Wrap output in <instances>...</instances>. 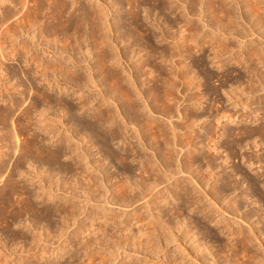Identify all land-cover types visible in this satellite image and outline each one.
I'll return each mask as SVG.
<instances>
[{
  "label": "bare ground",
  "instance_id": "1",
  "mask_svg": "<svg viewBox=\"0 0 264 264\" xmlns=\"http://www.w3.org/2000/svg\"><path fill=\"white\" fill-rule=\"evenodd\" d=\"M2 1L3 0H0V2ZM23 1L25 0H19L17 2L18 5H20V7L22 8L20 12H18V8L14 9L13 11L11 10L9 11L10 3L12 1L8 3L9 5L7 6V9L5 7V10L2 9L3 12L2 13L0 12V14H2L0 16V21L2 20L7 21V19L10 18L9 23L11 22L14 27L12 30L13 33L11 34L12 35L15 34L16 33L15 31L17 29L21 30L20 29L21 27H22V30L23 29L26 31L30 30L31 32L33 30L32 28H36L37 25L39 24L38 22L39 18L40 17L45 18V21H43L44 25L42 24L38 25V26L42 25L43 27H41V29L38 28L39 29V32L37 31L38 34H34L36 35V38H39V39L41 38L42 41L39 42L38 41L39 39L35 40L37 41V43L35 42L34 44L36 45V47H39V45L45 46L48 52L52 53V58L51 57L50 58L55 59V60L50 59L49 62H44V64H46L47 71H50V73L54 71H58L59 75L62 76L63 81L66 82L67 84L70 83L72 86H75L76 90L77 88L79 90H82V88L86 87V85H88V88H91V86L89 87V85L91 84L94 87H98L99 85L98 93L101 98H104L105 96L103 89H107L109 85L111 87V90H113L114 97L118 95L117 99H121V101L124 103L123 106L126 108L122 106L124 108L122 112L123 115L121 114V112H119L120 111L118 108L119 106L118 107L115 106V109H112V108H109V106L105 105L104 103H101L96 108H92L90 106V104L93 102L92 98H96V97H92L88 93H87L88 95H83L84 93L77 95L76 97L77 101H74L76 103L66 100V98H64L63 96L58 97L57 100H54V101H56L55 103H57V105L59 106L62 105L59 107V109L62 107L61 108L62 110L60 109V111H63V112L61 116L59 115L60 113L57 114L54 112L53 114H57L59 116L58 117V119L60 118L59 123L64 125L65 129L67 128L66 127L67 124L70 126L69 128L72 127L71 135L64 136L63 140H61L64 143V145L62 144V142H60L61 146L63 145V147L61 146L59 148H48L47 146L44 147L43 146L44 144L42 145L41 144L42 142L38 141L37 139L38 136L37 135L32 136L31 134V137H34V138L32 139L30 138L31 139L30 141L28 138V141L23 140L24 141L23 142L21 140L22 143H20L21 142L20 138L17 139L18 143L20 144L13 145L12 147H13V151L15 152L14 154L16 155V152H18L17 154L18 156L12 158L11 160V155L7 153H3V151L1 150L2 146H0L1 147L0 149V228L2 230H6L5 234H3L5 235L4 236L5 241L0 242V264H48V262L50 261L49 257L51 256V254L48 253L44 248H40L41 246H39V243L44 239L48 240V238L54 237L56 239H59L61 236H63L64 228L67 226L66 223L68 224L69 221L75 220L78 215L77 206L74 201L75 199L73 200V198L71 197L65 198V196H62V197L58 196L56 197L57 199H55L54 202L52 201L53 203L44 204L43 201L41 202L40 200L39 201L37 200L40 196L39 193L37 194L35 192L28 191V189H25L23 186L19 185L18 182L14 181L13 175L15 171L16 170L19 171L22 166L20 157H24L22 159H25L26 156H29V154L30 156L31 154H34V155H39V156L43 155L46 157V159L44 158L45 159L44 161L48 165L47 167L48 169L47 168L46 169L47 171L49 170V172H47V175L45 176L46 178L50 176L51 177L53 176L56 178V179H53L52 177L47 180L48 187L50 188L53 187L54 189L56 188V190L61 188L66 193L71 192V195H72V192L73 194H76L78 190H81L84 192V194L90 197V200L92 199L93 201L94 200L99 201L101 199L102 200L104 199L103 204H114V205L116 204L124 208L133 205V203L141 199H145L144 205H141L140 206L141 208L139 207L138 210L136 209L135 210L136 212H134V214L129 215L130 218L126 219V221L120 219V216L118 214L113 213L112 211H110L109 213H106L103 209H92V210L90 209V211L87 212V215H86V220L88 221L87 224L82 225V227L80 226L79 229L74 232L75 236L83 234L82 237L80 236V239L77 237V239H79V242L77 243L78 247L74 248L73 253L69 254L66 257V259H64L63 262L57 263V264H107V262L110 260V256H111L110 253L104 251L103 249H101V251H94V252L92 251V246L97 243V240H99L100 243L102 244L105 243L106 245H109L110 250H114L121 246L124 247L127 245H129L131 248H141L146 254L145 255L146 258L148 254H158L159 252L164 253L166 256L165 247L171 241H177L178 242L177 246L179 248V251L183 254V256L182 257L178 256V253L176 251H172V254H170V259L167 264H182L183 257H188V259L191 261V264H220L219 262L220 258H222L224 264H230L229 263L230 261H232V264H262L264 262V258L260 257L261 261H259L258 254H257L258 249H255V248L252 249L248 247L247 242L249 241V233L244 232L241 228H238L234 231L229 230L228 233H226L225 235L226 242L223 245L219 244L220 246L219 247L217 246V248H214L213 250V247H211L210 245L208 246L206 242H203L201 239L197 238V235L194 232H192L193 228L186 225L184 222V218H181V216L183 215L184 208H188L189 206H190L189 208H191L195 205L192 209H189V210L197 209L198 212H202L206 210V207L199 206L202 196H199L198 188L203 190L205 196L207 197V199H209L208 201L209 202L211 201V204L213 206H216V208H218V210H220L221 213L228 212L231 214H241L244 220H249L250 217L253 216L252 215L253 213L250 212V210L242 211L240 209L242 206H245V205H240L238 203V199H237L238 194L235 195L232 193V195H229L231 192L227 193V191H230V189H232L235 186H230V181H229L230 176H228L227 177L228 179L225 180L224 183H222L218 171H215L216 166H213L215 157L211 153H208L205 156V160L202 159L203 157L197 156L198 152L195 146H197L196 144H198V142L200 141L198 140V138L200 137L201 134L199 131H194L195 129L193 130V126L195 124H198L197 122L202 117H205V116L207 117V115L204 116V114L206 113H205V110H203V107L201 106L203 105L201 103L202 101H200V99L205 94L203 92L204 95H202L201 94L202 92L200 93L201 90L200 91L197 90L198 88H200V86L201 87H204V86H202V83L200 81L198 80L195 81L196 77L195 75H192L193 73L194 74L196 73L192 71V69L194 68L191 69L192 71V74H191L189 72L190 71L189 68H186L182 64L183 63L182 58L184 57L185 54H187L185 56H188V57L190 56L192 58L195 52L202 51L201 49L203 48L205 44H209V47H211V49L213 50L214 58L217 61H220L221 56H223L225 53L228 54V52L231 51L232 46L230 42L222 38L219 39V37L213 38V36L209 37V39L207 40L205 39V36L199 39L200 37L199 25H197V23L194 22L192 18L191 19L188 18L187 15L183 12H181L179 16H176L174 12L175 9L173 10V8L170 6L173 0H155V1L157 2L156 6L158 8L161 7L163 9H168L169 13L174 14L173 20L170 22V25L176 26L175 24H178V25L182 24V26H185L186 28L185 27L181 28V35L176 33L180 35L179 38H177L176 35H174L175 32L174 34H170L171 36L169 35V37L171 41L168 40L169 43H167L166 46L161 45L162 47H158L159 45L153 46V41L157 40L158 43L159 42L163 43L164 41H167L169 33L165 34L164 32L161 31V34H157L152 31L151 32L148 31L149 28L147 25L148 23H146L147 20L145 21L146 19L145 15H144L145 18H141L140 17L141 14H139V12L135 10L136 6L134 7L132 6V4H130L128 16L126 15L127 16L126 17V16L118 15V17L116 18V21L110 25L108 30H106L104 29L105 27L102 26V19L105 17L104 9L102 8L98 9L100 6L96 8L92 3H88V1L87 3H80L79 1L76 0L78 3L76 4L75 9L73 8L74 10L72 9L71 11L69 9H70V6L72 5L71 3L74 2L73 0H53V2L51 1L52 4L51 5L48 4L49 6L46 9L41 7V0H39L38 3L34 4V7H32L31 9V13H33V17L30 18V16L32 15L30 14V16L28 15L29 18L27 17L28 19L25 16H24V19H21V15L24 12L23 10L26 9L27 11L25 10L26 11L25 13H27L29 12L28 9L31 8L29 7L27 9L28 6L24 8ZM208 1H209L208 10L209 12L213 13L212 15L213 18L215 17L216 26H214V23H213V28L215 27L214 29L218 30V32L219 31L222 32L223 37L224 35L229 36V34L230 35H235V34L242 35L243 37V33L245 32H243L242 30L245 29V27H243L236 20V16H235L236 13L233 12L234 8L231 7L233 9L232 10L228 6L229 2L227 0H208ZM139 2L140 4H142L141 2L145 4L147 3L146 0H140ZM245 2H246L247 8L250 11L251 17L255 18L253 19V21L254 20L255 21L254 22L252 21L253 24L249 25L248 27L249 28L248 32L252 34L255 32V30H259L262 27H264V1L263 0H245ZM6 10H8L9 14L6 12ZM240 17L244 19L242 15L239 16L238 18ZM246 17H248V15H246ZM251 17H249L250 20H251ZM5 22L2 21L1 23H4L2 25H5L6 24ZM171 23H174V24H171ZM35 25L36 27H34ZM213 28L211 27V29ZM135 30L136 32L138 31L139 35H141L145 31L146 32L145 34L141 35L140 39H138L139 35L136 32H134ZM159 30H161V28ZM189 30H191V32H189ZM140 31H142L141 34L139 33ZM163 31H166V30H163ZM185 31H188V33H186ZM85 32H87L88 35H85ZM108 32L115 33L116 35V38L115 40L113 39L112 43H109L110 38L108 37ZM136 34L138 37H136ZM10 35L9 34L7 35L6 33L7 37ZM109 35L111 36L110 33ZM1 37H2V33L0 34V38ZM87 37H88V40H87ZM13 38L14 37H12L11 40ZM89 38L92 39L96 43L95 44L94 42L91 41L92 43L95 44L94 48L97 45L96 50H99L98 53L96 51L97 55H94V57L95 58L97 57L96 58L97 62L95 64L99 72V74L97 75H100L99 80L100 81L102 80V84L104 85L106 83L105 85L106 88H103V89L100 87V83L98 84L99 82L98 79L94 78L93 73L91 74L93 76L88 75L86 80L84 79V77L87 76L86 74L90 70L85 69V73L88 71L85 74L83 72L84 69L81 72L80 70L78 71L77 69L78 61L75 60V58L79 53L76 54L77 51L75 53V49H81V52L84 53L86 50L85 51L82 50L83 43L86 40L89 41L90 40ZM122 40H125L127 42L128 40H131L130 42H132V44H135L138 47L139 45H142V44H144V46L147 45L149 47V50L147 51L148 54L145 55L147 56L145 60L143 58L144 61L142 60L141 63H137L138 65L136 66L134 65L132 66L130 64L132 68L126 70L127 71L125 72L126 74L124 73V70L126 67H123V64L128 61L126 59L128 56L127 57H124V56L127 53L131 54L128 51H131L134 48V46L132 48V44H131V47H130L131 49H129V46H128L129 44H128L127 45L128 47L126 46L128 49L127 50L125 49L126 51H123L124 49L120 50L121 48L119 49L117 44L118 42L120 43ZM140 40L142 42H140ZM60 42H62L63 44L61 45ZM252 42L253 41H250L249 44L246 45V48H244L245 52L243 51L244 53H242V55L245 54L244 57L242 55H237V56H232L230 57L229 60H227V62H230L233 60L237 62H241V60L246 59V57L253 60L252 64H250L251 63L250 62L249 64L246 63L247 65L245 64L246 66H244V68L246 67V75L250 83L249 85L250 92L252 90L254 91V88H256V86L254 87V85H256L258 81H260L261 79L264 80V71L256 67V63H260L261 66H264V52L262 53L261 52L262 48L258 47L257 45H253ZM59 43L61 46L58 45ZM56 44L60 47L59 48L60 50L57 49L58 47L56 48ZM20 47L21 48L19 49L16 48V50L23 51L25 49L27 53L29 52V49L31 51L32 50L31 48H35L34 45L32 47L27 42L22 44V46ZM45 47H43V49ZM195 48H197V50H195L194 52ZM0 49L2 48L0 47ZM69 49H71V51L73 50L72 52H74L76 55L75 57H73L74 54L72 55V53L68 51L69 52L68 56L70 57V60H71L70 62L66 61L68 59L66 57L67 55L65 56L66 57L65 58L63 57L64 55L62 54L59 55L58 53L59 51L61 53L66 52ZM138 49L139 48H137L135 51H137ZM145 49L146 48H144V50ZM11 50H15V49L12 48ZM34 51H36V48L33 50V52L32 51L31 52L34 53ZM88 51H90V49H88ZM0 52H3V51H0ZM37 52L39 53L38 50ZM184 52H187V53L184 54ZM38 53L34 54L33 59L32 57H30V59H32L33 62H35L36 64H38L37 63L39 59L38 57L41 58L42 56L40 55V53L39 54ZM57 53H58V56L55 55ZM82 53H80V55L78 56L79 57L82 56L81 55ZM90 53H92V51H90ZM0 54H2L3 56L2 59H5V60L7 59L5 58V54L4 55L3 53H0ZM93 54H95V52ZM18 55L20 54L18 53ZM131 56L132 54L130 55V57ZM85 57L87 59L88 56H85ZM85 57H83L84 58L82 59L83 61L85 60ZM117 57L118 59H116ZM159 57L165 58V59L168 57V61L169 59L171 60L172 58L174 60V57H176V59L172 61V63L174 62V64L171 63L170 65H167V64L165 65V63H162L163 59L161 60V62L160 60H158L159 62L156 60ZM113 58L116 59L114 61H118V60L121 61V64H118V63L114 64V62L112 61ZM124 58L127 61L126 62L124 61L123 63L122 59L124 60ZM132 58L133 57L129 59H132ZM192 59L193 60L191 59L190 60L192 62L194 61L195 64L197 65L199 64L203 66L202 59L199 57V55L195 56ZM5 60H2V61H5ZM15 60H12L13 62L11 63L18 66L19 68L18 67L17 68L19 69L21 74L22 73L24 74V77L26 78V76L31 73L30 68L21 69L19 59L17 58ZM166 60L164 62H166ZM26 62L28 63V61ZM41 62H42V59H41ZM223 62L224 61L221 62V67H223V64L225 63ZM145 65H148V66L150 65L149 66L150 69L146 66L149 70L144 71ZM49 66L52 67L51 70H49L50 69ZM91 66H93V64H91ZM91 66H89V68ZM147 68H145V70ZM45 69L46 68H44L43 70ZM199 69H201L200 66H199ZM16 70L14 71L15 73H16ZM37 71H39V69ZM37 71L35 73H37ZM154 71L157 72V74H154L155 73ZM44 72L45 71L40 72L42 73V76ZM58 72L56 73L57 75H58ZM199 73L202 74L201 78H203V81H202L203 83H205L207 79H209L210 81V78H212L211 74L206 69H204L202 73L201 72ZM199 73H197L196 76H198ZM44 74L46 75V73ZM57 75L56 77H58ZM141 76H144V77H141ZM160 76H165V77L160 78ZM51 77L53 76L51 75ZM59 78L60 77H58L57 79ZM62 78L60 80H62ZM240 79L241 78H239L238 80ZM6 83L9 84L8 81H6ZM9 85H7L6 87L0 86V95L2 97H3L4 89H8L9 91L10 88H12V86L8 88ZM141 86H143L144 89L142 88L141 90ZM179 86L182 87L181 90L179 89ZM239 86L240 85H238V87ZM25 87L28 89L30 88L34 89V87L28 81L25 82ZM245 87L244 86L242 88L240 87L241 89H238V90H242L243 88L245 89ZM205 88L207 90L206 94H208L211 88H209L208 86H206ZM177 89H179L180 92L183 90L182 93H185L186 90H188L186 91V93L189 92V90L190 91L193 90V92H191L190 94L187 93L185 97V100H187L188 102L192 101L191 102L192 105L187 104L188 106H191V107L189 109H186V108L183 109L184 110L182 114L183 121L181 120V123H178V127L176 125L177 127L176 128L175 124L173 123L174 126L170 127L171 130H168L166 125L164 124L165 125L164 126L163 123L157 118V116L155 115V111H160L161 114L166 115V116L168 115L167 117L169 118L174 116L175 114L173 113L177 111V105H178L177 102L179 101L178 100L179 95L177 96V91H176ZM246 90L247 89H245V91ZM39 91H42V90L39 89ZM109 92L111 91L109 90L108 93ZM41 94L39 95H41L40 97H42L41 99H43L44 101H47L48 103H51V101H53L51 96L48 95L46 92H44V90L43 92H41ZM228 94H229V96L227 97L228 100L230 99L231 102L233 100V103H236L237 102L236 100L238 97L237 92H232V90H230L228 91ZM183 95L185 96V94ZM183 95L182 97H184ZM109 98L112 99V96ZM137 98L143 99V103H144L143 109L144 110L142 109L141 104L138 103ZM227 98L225 99L227 100ZM113 100L114 99H112V101ZM38 103L39 102L35 104V107H34V104L32 106L36 109ZM139 105L141 108L139 107ZM18 106H21V103H18ZM38 106L40 108V105ZM116 107L118 108L119 111L117 110ZM184 107H186V105ZM19 108L17 109L19 114L21 115L23 114L27 116L29 120H32V117L29 115L30 113H28V111L21 109V108L19 109ZM63 108H65L66 110ZM75 108H77V110L78 109H85V110L80 111V113H76ZM157 108H159V110ZM42 109H36V110H39L37 114H39L40 116L44 115L45 113L47 114L49 111V108L47 109V111L42 110ZM56 109L58 111V108ZM178 109H180V107H178ZM15 110H13V112ZM18 112L16 114H18ZM11 113H12V108H10L9 106L7 107V105H5L3 108L0 106V131H2L4 129V126L7 125V123L5 124V121L7 122L9 120L7 118L10 117L11 119L13 117ZM179 113L180 112L178 111L177 114ZM20 116L17 117L18 120ZM118 116L119 117L121 116L120 121L122 120V122L119 121V123H117L118 120L116 121V119ZM248 116L243 115L241 120L245 122ZM24 117H23V120H24ZM221 118H223L224 121ZM12 119L10 120V123L8 122L9 124H11ZM219 119H221L222 121L220 124H219ZM53 120L54 118L53 117L50 118L49 116L48 121H51L52 125L53 123H56V121L53 122ZM13 121L15 122V119H13ZM216 121H215L216 126L218 123L219 128L217 127L216 129V127L214 126H209L207 127V131L205 132V136L208 138V141H209L208 143H211L210 145H208L209 150L212 149V150L217 151L219 148L221 149L222 147H225L228 150L229 149L234 150L236 147H238V149H242L249 144V141L254 140L257 137H260V140H261V141L258 140L259 144L256 141H253L254 144L253 143H250V144H253L256 147V146H260L263 143L264 126H259L256 130H251L249 128H239V127L229 128L228 124L229 123L232 124L236 122V119L234 117V113L231 114L227 112V110H223V113L216 118ZM139 122H142L141 124L142 128L141 127L139 128L136 126V124L138 125ZM27 123H29V121ZM47 124L49 125L50 122ZM60 124L56 123L54 124V126L60 125ZM128 124H132V127H133L132 130L133 129L135 130V135L132 137L136 138V141H137L136 143L138 144L137 147L139 148L141 147V150L145 147L146 150H148V152L150 150L151 151L150 154H152L151 157H145L143 155L145 152L142 153V152H139L140 150L137 151L135 149L136 144L134 146L133 145L134 142H132L131 139H127L126 132L128 130L125 132V129L127 128ZM23 125H24L23 127L26 126L25 124ZM6 127H8V125ZM12 129L14 130V128ZM12 129H9V130L11 131ZM5 130H3V132L9 131L6 128ZM69 131H71V129H69ZM130 131L128 132L130 133ZM170 131H171V135L169 134ZM218 131L220 133H218ZM12 134L14 133L12 132ZM12 134L11 133L9 134L8 132V136ZM8 136L6 137L8 138ZM147 137H148V141L150 140V142H146ZM8 139H5V140H8ZM14 140H16V138ZM84 140H86V143L87 142H90V143L88 144L84 143L83 145ZM115 141L125 143L127 148H123L122 151L114 150L113 149L114 144L113 145L111 144L112 142H115ZM1 142H0V145L2 144ZM6 143L4 141V144ZM174 145H179L181 149H183L185 146L188 147L190 145L192 146V148L186 151L187 162H184V163L178 162L173 167L174 162H175L174 161L175 159L173 160V158L175 157L174 150H173ZM95 147H96V154L99 155L96 158L94 157L96 154L95 155L92 154L93 153L92 149ZM247 147L249 148L251 146L249 145ZM128 150H129V153L131 151V153L133 154V157H131V159H133L134 157L140 158L141 163L139 164L137 168L132 167L131 165H129V163H127L126 154ZM91 155L93 156V158L91 157ZM62 157L64 159L66 158V161H61ZM255 157L257 161L260 163V165L263 162V166H264V154L256 153ZM242 158L243 159L246 158V161H249L250 159L249 157H244V156H242ZM135 159L136 158H134V160ZM198 159L199 161H197ZM201 159L203 161H206L207 166L205 165L206 167H204L205 168L203 169L204 171L200 168V170H202L201 171L202 174H200V177L196 176L194 171L193 172L191 171V173L194 174L192 176V178L194 179L193 184L194 183L196 184V186L198 187L197 190H195L196 186L194 185L188 186V183L184 182L183 184L181 180L176 178L175 182L172 183L171 188H166L165 191L160 190L159 193L154 195L152 191L165 180L164 179L166 175L165 172L175 171L174 173L177 174L178 172L181 173V172L188 171L190 168L195 166L196 161L202 164ZM227 159H228V156L226 155L222 162L225 164V162H227ZM106 161L107 162L116 161L117 163L120 164V166L117 168L118 173L120 174V175L117 174V177L119 176L117 180H116V177H113V175L107 173V169L105 165ZM124 161L127 164L126 163L123 164L122 162ZM227 166H229V164L225 165L224 168H227ZM135 170L138 171L139 176H141L140 178H136L134 176ZM200 170L198 168V170H196V174L199 175ZM233 171L234 169H230L229 173H234L235 175L236 173ZM173 172H172V175L174 177ZM35 174H34V177L36 176ZM58 174L59 176H54ZM194 176L198 178L196 179ZM241 177L244 179H247L245 176H241ZM114 178H115V182L112 183L111 181ZM106 181L112 183V188L109 189L108 185L106 184ZM208 183L212 186L210 189L211 190L210 194L207 193L204 189V186L208 185ZM38 187L43 188L41 184H39ZM110 191L113 192V195L111 193L112 197L108 196L109 197L108 199L107 196H104L106 195L104 193H107ZM84 194L82 196H84ZM50 195L51 194H49L48 196ZM250 195L252 196L256 195L255 191L252 189L251 182H250ZM54 196H57V195L53 194L52 200L54 199ZM255 200H257V203L259 206L258 209H260L261 206H263L262 199L256 198ZM177 201H180L181 203L179 204L177 203ZM218 203L220 204L226 203L227 205L224 208L222 206H218L220 205ZM143 208H144V211L141 212L140 209H143ZM154 208L157 209V212L155 214H153V211H152ZM26 216H32V223L28 222L27 220L26 221L28 223L26 221H23L21 223H24L28 226L29 225L32 226V230L27 233H25V231L24 232L19 231L18 233H10L8 230L9 223L14 222L16 219L18 221H21L23 219L25 220ZM54 216H58L60 220L58 222L54 220L55 222H53L52 219ZM262 218L264 220V217ZM208 219L211 222L214 221L215 225L218 227H222V229L226 227V222H225L226 220L223 219V217L222 219L217 218V216L214 215V213L210 212ZM256 224L254 223V225L250 227V231L255 233V231L257 230L260 234H264V230L262 226L256 225ZM132 226L136 227V229L133 230ZM108 230H113L112 231L113 233L109 234ZM115 234L117 235L116 237H114ZM50 235L51 237H49ZM255 237L257 238L256 235ZM188 240L189 242L191 241V244H189V247L186 246ZM11 241H18V242L17 243L13 242L15 243L14 244L15 246L11 247L12 244H10L11 246H9V243ZM17 245L19 247H17ZM72 247L73 246L70 240L66 241L64 248H61L56 253L54 259L63 258L64 255L69 252V249H72ZM35 248H37V251L32 252L30 254L29 252H31ZM16 250L17 251L20 250L21 253H25V255L19 256L17 260L10 259V256L12 255V253H14ZM78 253H80V256H78ZM96 254L99 256H96ZM216 256H219L220 258H216ZM39 259H43V260L40 261ZM125 264H142V262L136 260L132 262H127ZM162 264H165V263L163 262Z\"/></svg>",
  "mask_w": 264,
  "mask_h": 264
},
{
  "label": "rangeland",
  "instance_id": "2",
  "mask_svg": "<svg viewBox=\"0 0 264 264\" xmlns=\"http://www.w3.org/2000/svg\"><path fill=\"white\" fill-rule=\"evenodd\" d=\"M10 1H12V2L10 3ZM18 1L19 0H3L2 2H0V5H1L0 6V12L2 13L3 10H5V7L7 9V6L9 5L8 3H10V8L8 7L9 11L10 10L13 11L14 9L18 8V12H20L22 10V8L20 7V5H18V3H17ZM38 1L39 0H25V1H23L24 8H26L27 6H28L27 9L29 7H31V8L28 9V11L30 13L29 12L25 13L27 11L26 9L23 10L24 12L21 15V19H24V16L27 18L28 15L30 16V14H32L30 16V18L33 17V13H31V9H32V7H34V4L38 3ZM51 1L53 2V0H43V1L41 0V7L44 8V9L48 8V6H49L48 4H50V5L52 4ZM73 1L74 2L71 1L72 5L70 6V9H69L71 11H72L73 8L75 9L76 4L78 3L77 1H79L80 3H87V1H88V3H92L96 8H98L100 6L98 9H100V8L104 9L105 17L102 19V26L105 27L104 29H106V30H108L110 25L116 21V18L118 17V15H121V16H126L127 15L128 16V11H129L130 4H132V6H134V7L136 6L135 10L138 11L139 14H141L140 17L141 18H145L146 17L145 21L147 20L146 23H148L147 24L148 28H149L148 31H150V32L152 31V32L157 33V34H161V31L164 32L165 34L169 33L167 41L163 42L164 45H163L162 42L158 43L157 40H154L153 41V46L154 45L155 46L159 45L158 47L166 46L167 43H169L168 40L171 41L169 35L170 34H174V32H175L174 35H176V37L179 38L180 35H181V28L185 27V26H182V24L181 25L175 24L176 26L170 25V22L173 20V17H174L173 15L174 14L169 13L168 9H163L161 7L158 8L156 6L157 2L155 0H146V2H147L146 4L143 3V2H141L142 4H140V2H139L140 0H77V1L73 0ZM83 1H85V2H83ZM227 1L229 2L228 6L230 8L231 7L234 8L235 11L232 8L231 9L233 10V12H235L237 14L236 15L234 13L235 16H236V20L243 27H245V29L242 30L243 32H245V33H243V37H242V35H236V34L235 35H230L229 34V36L228 35L227 36L224 35V37H225L224 38L222 36L223 35L222 32H220V31L218 32V30L214 29L215 27L213 28V23H214V26H216L215 17L213 18V16H212L213 13L209 12V10H208V2H209L208 0H195V1L194 0H191V1L190 0H173V2L170 4V6L173 8V10L175 9L174 12H175L176 16H179V14H181V12H183V13H185L187 15L188 18H190V19L192 18V20L194 22H196L197 25H199V27H200V30H199L200 31V37L198 36L199 39L201 37H203V36H205L206 40L209 39V37H212V36H213V38H215V37L218 38L219 37V39L222 38V39H224L226 41H229L231 46H232L231 51H229L228 54L225 53L224 54L225 56L224 55H223L224 57L221 56L220 57V61H217L214 58L213 50L211 49V47H209V44H205L203 46V48L201 49L203 52L202 51L195 52V50H197V48H195L194 52H195L196 55L194 54V56L192 57V58H194L195 56L199 55V57L202 59L203 66H201L199 64L198 65L195 64L194 61L192 62L191 60H193V59L190 56L189 57L185 56V55H187V54H185L187 52H184L185 55L182 58V60H183L182 64L186 68H189V70H190L189 72L191 74H192V71L196 72L195 74L194 73L192 74V75H195V77H196L195 81H197V80L200 81L202 83V86H204V87L200 86L201 89L198 88L197 90H199V91L201 90L200 93L202 92L201 93L202 95L205 94L203 96L204 98L202 97L200 99V101H202L201 103L203 105H201V106L203 107V110H205V113H206V114H204V116L207 115V117L206 116H205L206 118L202 117L197 122L198 124H195L196 126L195 125L193 126V130L195 129L194 131H199L200 134H201L200 137L198 138V140H200L199 141L200 144L198 142V144H196L197 146H195V148H197L196 150L198 152L197 156L203 157L202 159L205 160V156L208 153H211L215 157V161L213 162V166H216L215 167V171H218L222 183H224V181L228 179L227 177L230 176L229 177L230 186H235L232 189H230V191H227V193L231 192L229 195H232V193L235 194V195L238 194L237 195L238 203L240 205H245L246 206V207L242 206L240 209L242 211H249L250 210V212L253 213L252 214L253 216H251L249 220H244L242 218L241 214H231V213H228V212L221 213V211L218 210V208H216V206H213L211 204V201L210 202L208 201L209 199H207V197L205 196L203 190L198 188L195 183L193 184V180L194 179L192 178V176L194 174L191 173V171L192 172L194 171L195 175L200 177V174H202L201 171L203 169H205L204 167L207 166L206 161H203L202 159H201L202 161L200 160L202 162V164L200 162H197V161H199V159L196 161L197 163L195 162V166L197 165L196 166L197 168L195 166H193L188 171L181 172V173L178 172L177 174L174 173L175 171L174 172L172 171L174 173V177H173L171 171L165 172L166 175L164 177V179H165L163 181L164 183L162 182L152 192L154 193V195H156L157 193H159L160 190L161 191H165L166 188H171L172 187V183L175 182L176 178L181 180L183 184L185 182V183H188V186H191V185L196 186L195 190H197V188H198V190H199L198 194H199V196H202L201 202L199 203V206L200 207H206V210L202 211V212H198L197 209L189 210V209H192L195 205L193 207H191V208H189L190 207L189 206L188 208H184L183 215L181 216V218H184V222H185L186 225H188L191 228H193L192 232H194L197 235V238L201 239L203 242H206L207 245L208 246L210 245L211 247H213V250H214V248H217V246L219 247L220 245H223L226 242L225 235H226V233H228L229 230H231V231L233 230L234 231V230H236L238 228H241L244 232L249 233V241L247 242V245H248L249 248L258 249V253H257L258 254V260L261 261L260 257L264 258V247H263L264 246V234H260L257 230H256L257 232L255 231V233H253V232L250 231V227L253 226L254 223L255 224L257 223L256 225H261L263 230H264V220L262 218V217H264V166H263V162L260 165V163L257 161V159L255 157L256 153L257 154H262V153L264 154V137H263V143L260 145L261 147L260 146H256L255 147L253 145L254 144L253 141H256L258 144H259L258 140L261 141L260 137H257L256 139L249 141V144L247 145V146H249V145L251 146L249 148L246 146L247 148L244 147L242 149H238V147H236L234 150H230V149L228 150L227 148L222 147L221 149L219 148L220 150L218 149L216 151V150H212V149L209 150V146L208 145H210L211 143H208L209 142L208 138L205 136V132L207 131V127L214 126L217 129L219 124L222 122L221 119L223 120L224 117L219 119V124L217 123V126H216V122H217L216 118L223 113V110H227V112H229L231 114L234 113V117L236 119V122H234L232 124L229 123L230 124V125L228 124L229 128H237V127H239V128H249L251 130H256L259 126H264V80L261 79L260 81H258L257 84L254 85V87L256 86V88H254V91L252 90L250 92V90H249L250 83H249L248 77L246 75V67L244 68V66H246L250 62H251L250 64H252L253 60L249 59L248 57H246V59H242L241 62H237V61H234V60L230 61V62H227V60H229L230 57H232V56L242 55V53L245 52L244 48H246V45L249 44L250 41H253L252 42L253 45H257L258 47H261L262 48L261 52L263 53L264 52V32H263L264 27H262L259 30H255V32L252 33V34L250 32H248L249 31L248 27H249V25L253 24V22L255 21V20L253 21V19H255V18L251 17L250 11H249V9L246 6L245 0L244 1L243 0H227ZM138 2H139V4H138ZM154 4H155V6H154ZM146 11H148V12H146ZM6 12L9 14L8 10H6ZM1 15L2 14H0V16ZM144 15H145V17H144ZM241 15H242V17H244V19L241 18V17L238 18ZM246 15H248V17H246ZM249 17H251V20H250ZM243 20H244V22H243ZM2 21L5 22L6 20L5 21L2 20ZM2 21H0V23ZM9 21H10V18L7 19V21L5 22L6 23L5 25H2L4 23H1V25H0V31L2 33V37L0 38V45H1L0 47L2 49H0V51H3V52H0V53H3V55L5 54V58H7L6 60L2 59L3 56H2V54H0L1 55L0 56V82H1L0 86L1 87H6L7 85L10 84L8 86V88L11 87V86H12V88H10L9 91H8V89H4L3 90V97L0 95V106L3 108L5 105H7V107L9 106L10 108H12V113L11 114L13 116L12 118L15 119V122L11 118L12 119V121H11L12 125L9 124L11 119H10V117H8L7 119H9V120L7 122L5 121V124L7 123L8 127H6L7 125H5L3 130H5V128L7 130L14 128L15 132H14L13 129H12L13 131L9 130L7 132H3V130L1 129L2 131H0V137H1L0 138V142L2 141L1 142L2 144L0 146H2V149H1V147H0V149L3 151V153L10 154L11 155V160H12V158L18 156L17 155L18 152H16V155L14 154L15 152L13 151V147L12 146L22 143L23 140L24 141L25 140L28 141V138H29V141H30L32 138H34V137H31V134H32V136L33 135H37L38 136L37 137L38 141L42 142L41 144L42 145L44 144L43 146L44 147L47 146L48 148H59L61 146L60 142H62L61 140H63V137L71 135L72 127L69 128L70 126L67 124V126H66L67 128L65 129L64 125L59 123L60 122V118L58 119L59 116L57 114L60 113L59 115L61 116L63 111H60V109L62 107L59 109V107L62 106V105L59 106V105H57V103H55L56 101H54V100H57L58 97H62L63 96L64 98H66V100H68L70 102L72 101L73 103H76L74 101H77L76 100L77 95H80V94H83V93H84L83 95H88L89 94L92 97H96V98H92L91 97L93 99V102L90 104V106L92 108H96L101 103H104L105 105L109 106V108H112V109H115V106H117V107L119 106L118 108H119L120 111L118 110L117 107L116 108L123 115V113H122L123 109L126 108V107L123 106L124 103L121 101V99H117L118 95L114 97L113 90H111V87L109 85H108L107 89H103V88H106L105 87L106 83L104 85V84H102V80L101 81L99 80L100 79L99 78L100 75H97V74H99V72H98V69H97L96 64H95L97 62V59H96L97 57L96 58L94 57V55H97L99 50H96L97 49V45L94 48V45L96 43L92 39L89 38L90 40L87 41L88 40V37H87V40L83 43L82 50H84V51L86 50L84 53L81 52V49H75V53L77 51L76 54L79 53L78 55H80V53H82L81 54L82 56H80V57L78 55L76 56L75 53L72 52L73 50L71 51V49H69V50H67L66 52H63V53H61L59 51L58 53H59V55H61V54L64 55L63 57H65L67 55L66 57L69 60L67 59L66 61H68V62L71 61L70 57L68 56L69 55L68 53L71 52L72 55L74 54L73 57L76 56L77 59L75 58V60L78 61L77 62L78 71L80 70V72H81L84 69L83 72L85 73V69L90 70L89 72L86 70L88 73L87 72H86L87 74L85 73L87 75L86 77H84L85 80L88 77V75H91L92 73L94 74V78L98 79V81H99V82L97 81L98 84L100 83V87L104 90V93H105L104 98L105 99L101 98L99 93H98L99 85H98V87H94L91 84V85H89V87L91 86V88H88V85H86V87L82 88V90H79L76 87L77 88V90H76L75 86H72L70 83L67 84L66 82L63 81V78H62V76L59 75L58 71H54L52 73H50V71H47V67H46V64H44V62H49L50 61V59L52 58V53L48 52V50H47V48L45 46H40L39 45V47H36V45L34 44L35 42L37 43V41H35V40L39 39V38H36V35H34V34H38L37 33V31L39 32L38 28L41 29V27H43L42 25H44L43 21H45V18H41V17L39 18L38 22H39V24H42V25L38 26L39 25L38 24L37 27L35 25L34 27H36L37 29L36 28H32L33 30L31 29L32 31L30 32V30H28V31H26L24 29L22 30V27H21L20 28L21 30L17 29L15 31L17 34L15 33L13 35L11 33H13L12 30H13L14 27H13V24L11 22L9 23ZM247 21H248V23H247ZM41 22H43V23H41ZM171 24H174V23H171ZM177 25H178L179 29H178ZM159 27L161 28V30H159L160 29ZM211 27L213 29H211ZM163 30H166V31H163ZM6 31H8V32H6ZM29 32H30V34H29ZM32 32H33V34H32ZM134 32H136V30ZM145 32L142 33V31H140L139 33L140 34L142 33L141 35H143V34H145ZM185 32L188 33V31H185ZM189 32H191V30H189ZM3 33H4V35H3ZM6 33H7V35L8 34L9 35L11 34V35L7 37ZM109 33L111 34V36L112 35H114V36L111 37L109 35ZM136 33L138 34V31ZM176 33H178L180 35H178ZM137 34H136V37H138ZM85 35H88L87 32H85ZM141 35H139L138 39L141 38ZM11 36L14 37L12 40H11V38H12ZM108 37L110 38L109 39V43H112L113 39L115 40L116 35H115V33L108 32ZM38 41L39 42L42 41L41 38ZM91 41L94 42L95 44L92 43ZM130 41L131 40H128V42L125 41V40H122L120 43L118 42L117 46L119 47V49L121 48L120 50L124 49L123 51H126L128 49L127 48L128 46H129V49H131L130 47H131L132 42H130ZM26 42L29 43L30 46H32V47H33V45L35 46L36 51H34V53H32V52H33V50L35 48H31L32 52L29 49L28 53H27V51L25 49L23 51H20V50L17 51L16 50V48L17 49L21 48L20 46H22V44H24ZM140 42H142V41L140 40ZM60 43H61V45L63 44L62 42H60ZM60 43L58 44L59 46H61ZM3 44H4V46H3ZM58 45L56 44V48L58 47L57 49L60 48ZM124 46L125 47L127 46V47L125 48ZM133 46H134L135 49L133 48ZM43 47H45V48L43 49ZM84 47L87 48V49H85ZM147 47L148 46L147 45L144 46V44L139 45V47L136 46L135 44H132V48H133L132 50L135 51L137 48H139V49L137 51H135L136 53L134 51H132V50L128 51V52H130L132 54L131 57H133L134 59L133 58L129 59V58H131L130 57L131 54H128V53L125 54L124 57L128 56L126 58L128 61L125 60V58H124V60L122 59L123 63H124V61L125 62L127 61L126 63H124L125 65L123 64V67H126L125 70H124V73L127 72L126 70L132 68L131 65L132 66L133 65L136 66V65H138L137 63H141L142 62L143 58L145 60V58L147 57L145 55L148 54L147 51L149 50V47L148 48ZM12 48L15 49V50H11ZM40 48H41V50H40ZM144 48H146L147 50L145 49L146 50L145 51ZM88 49H90V51H92V53H90V51H88ZM37 50L39 51L40 55L43 56V57L41 56V58L38 57L40 60L38 59L37 63L40 66L38 64H36L35 62H33V60H32L33 57H34V54L38 53ZM10 51L13 52V53H11ZM96 51H97V53H96ZM8 52H9V54H8ZM41 52H42V54H41ZM94 52H95V54H93ZM18 53L20 55H18ZM58 53L55 54V55L58 56ZM12 54H14V55H12ZM232 54H234V55H232ZM6 56H8L9 58L6 57ZM85 56H88L89 58L87 57V59H86ZM242 56L244 57L245 54H243ZM30 57H32V59H30ZM83 57H85L84 61L82 60V59H84ZM17 58L20 61V68L21 69H23V68L24 69H29L30 68V72L32 74L30 73L29 75H31V76H29V75L26 76L25 75L26 76V78H25L24 74L22 73L23 74L22 75L21 72L19 71V69H18L19 67L16 66L15 64L11 63V62H13L12 60H15ZM41 59H42V62H41ZM116 59H118V57ZM116 59L115 58L112 59L114 64H117V63L121 64V61H119V60L118 61H114ZM162 59H163L162 63H165V65L166 64L170 65L172 63V61H174L176 59V57H174V60H173V58L171 60L169 59V61H168V57L166 58L167 60L165 58H161V57H159L156 60L157 61L160 60V62H161ZM2 60H5V61H2ZM51 60H55V59L53 58ZM165 60H166V62H164ZM26 61H28V63ZM222 61L225 62V63L223 62L224 63L223 67H221V62ZM83 62H85V63H83ZM90 63L93 64V66H91ZM34 64H36L38 67L36 65H34ZM172 64H174V62ZM34 66H35V68H34ZM89 66H91V67L89 68ZM146 66L150 69V67H149L150 65L149 66L145 65L144 67L147 68ZM199 66H200L201 69H199ZM256 67H258V69L264 71V66H261L260 63H256ZM16 68H17V70H16ZM44 68H46V69L43 70ZM49 68L48 69L51 70L52 67L49 66ZM91 68H92V70H91ZM145 68H144V71L149 70L148 68L145 70ZM192 68L196 69L197 71L192 69ZM38 69H39V71L41 70L40 72L45 71L44 73H46V75L43 73V76H42V73L37 71ZM191 69H192V71H191ZM204 69L208 70V72L211 74V77H212V78H210V81H209V79H207L208 81L206 80L205 83L202 82L203 81V78H201L202 74L199 73V72L202 73V71ZM12 70H13V72L16 70V73L14 72V74H13ZM36 71H37V73H35ZM57 72H58V75L56 74ZM197 73H199L198 76H196ZM47 74H49V75H47ZM81 74H83V73H81ZM154 74H157V72H155ZM51 75L53 77H51ZM54 75H55V77H54ZM56 75L58 77H60V78L57 79L58 77H56ZM91 76H93V75H91ZM141 77H144V76H141ZM163 77H165V76H160V78H163ZM237 77H239L241 79L238 80L239 78H237ZM61 78H62V80H60ZM235 78H236V80L238 82L235 80ZM22 79L24 80V82H23ZM6 81H8L9 84L6 83ZM27 81L30 82V84L34 87V89H32V88L28 89V88L25 87V82H27ZM238 85H240V86L238 87ZM143 86H141V90H142V88L144 89ZM206 86L211 88L209 90L208 94H206L207 93V90L205 88ZM243 86L244 87L247 86V87H245V89H247L246 91H245L244 88L242 90H238V89H241ZM181 88L182 87L179 86L180 90H181ZM35 89L38 90V91H36ZM39 89L42 90V91H39ZM179 89L176 90L177 91V96L179 95L178 96V100L179 101L177 102V104H178L177 105V111L173 113L175 115L170 117L171 119L169 117H167L168 115L166 116V115L161 114L160 111H155V115L157 116V118L163 123V125L164 124L166 125L168 130H171L170 127L174 126V124H175V127H176V125L178 127V123H181V120L183 121V117H182V114L184 112L183 109L184 108L189 109L191 106H188V105H190V104L192 105V103H191L192 101L188 102L187 100H185V97H186L187 93L190 94L191 92H193V90H191V91L189 90V92H187V93H186V91H188V90H186V91L184 90L185 93H182L183 90L180 92ZM43 90L48 95H50L51 98L53 99V101H51L52 105H51V103H48L47 101H44L43 99H41L42 97H40V96L42 95L41 92H43ZM109 90L111 92L108 93ZM197 90H195V91H197ZM227 90L228 91L232 90V92H237L238 97H237V100H236L237 102L236 103H233V100H232V102H231L230 99L228 100L227 97L229 96V94H228ZM226 91H227V93H226ZM203 92H204V94H203ZM39 94H41V95H39ZM106 94H108L109 96L106 95ZM183 94H185V96ZM14 95H15V97H14ZM182 95L184 97H182ZM11 96L14 97V98H12ZM111 96H112V99H114L113 101H112L111 98H109ZM225 98H227V100ZM141 100H142V102H141ZM181 101H183V102H181ZM35 102L36 103L39 102L37 104L36 109H42V107H43L42 110H46L47 111V109L49 108L48 113L47 114L45 113L46 116H45V114L41 115V116L39 114H37V112H39V110H36L34 108L35 104H36ZM179 102H180V104H179ZM18 103H21V106H18ZM138 103L141 104V107L143 109V106H144L143 105L144 104L143 103V99L139 98L138 99ZM33 104H34V107L32 106ZM48 104H50V105H48ZM38 105H40V108H39ZM46 105L48 106V108H47ZM185 105H186V107H184ZM15 106H17V107H15ZM14 107L16 108V110H15ZM19 107L21 109H24V110L28 111V113H30L29 115L32 117V120H29V118H27V116H25L23 114L22 115L19 114V112L17 111V109ZM55 107L58 108V111H57V109ZM139 107H140V105H139ZM178 107H180V109H178ZM63 109H65V108H63ZM157 109L159 110V108H157ZM13 110H15L14 111L15 113L13 112ZM50 110H51V112H50ZM84 110L85 109H78L77 110V108H75L76 113H80V111H84ZM16 111L18 112V114H16L17 113ZM178 111L180 112L179 114H177ZM54 112L57 113V114H53ZM17 115L18 116H20V115L22 116V117L20 116L21 119L19 117L20 121L18 120V118H17L18 116ZM243 115H245V116L249 115L246 118L245 122H243L241 120ZM49 116H50V118H52V117L54 118L53 122L56 121V123L60 124V125H55L54 126V124H56V123H53V125H52V122L48 121ZM23 117H24V120H23ZM118 117L116 119V121L118 120L117 123H119V121L121 119L120 118L121 116L119 118ZM203 118H205V119H203ZM170 120H171V122H170ZM237 120H239V121H237ZM28 121H29V123H27ZM12 122H14V123H12ZM49 122H50V124L48 125L47 123H49ZM120 122H122V120ZM23 124H25L26 126L23 127L24 126ZM27 124H28V126H27ZM141 124H142V122H139L138 125L136 124V126L139 127V128L140 127L142 128ZM197 125H199V126H197ZM11 126H12V128H11ZM68 128L71 129V131H69ZM127 128L125 129V132L127 130L128 131L131 130L130 133L128 131L126 132L127 133L126 134L127 135V139H131V141L134 142L133 143L134 146L136 144L135 149L137 151L140 150L139 152H142V153L145 152L146 154L145 153L143 154L145 157H151L152 154H150L151 153L150 150L148 152V150H146L145 147L142 150H141V147L140 148L137 147L138 144L136 143L137 142L136 138L132 137V136L135 135V130L134 129L132 130V128H133L132 124H128ZM48 130H49L50 133L48 132ZM8 132H9V134L10 133L12 134V132L14 134L8 136ZM218 133H220V132L218 131ZM46 134H48V135H46ZM169 134L171 135V131L169 132ZM3 135H5V136H3ZM6 136H8V138L9 137L10 138L8 139ZM49 136H51V137H49ZM12 137L13 138L15 137L16 140H14L15 138L13 139ZM2 138H3V140H2ZM18 138H20V141L22 140L21 142L19 141L20 143H18V140H17ZM25 138H27V139H25ZM71 138H72V136H71ZM5 139H8V140H5ZM127 139H126V141H127ZM4 141H5V143L6 142L7 143L4 144ZM115 142H117V141H115ZM115 142H112V144H111V145L114 144V146H113L114 148L112 147L114 150H116V151L121 150L122 151L123 148H127L125 143L117 142L118 143L117 144ZM146 142H150V140L148 141V137L146 138ZM84 143H86V140L83 141V145H84ZM88 143H90V142H87L86 144H88ZM250 143H253V144H250ZM62 144L64 145L63 142H62ZM63 145L61 147H63ZM191 148H192L191 145L188 146V147L185 146L183 148L184 149L183 150V149H181V147L179 145H174V149L173 150H174V156L175 157L173 158V160L175 159L174 160L175 162L173 161L174 162L173 167L178 162H180V163L187 162V158H186V154L187 153H186V151L190 150ZM92 150H93L92 154L95 155L96 154V147L93 148ZM226 155L228 156V159H227V162H225V164H224L222 161L224 160ZM31 156L29 154V156H26L25 159H22L24 157H20L22 166H21V169L19 170L20 172L17 171V170L15 171V173L13 175L14 181L18 182V184L23 186L25 189H28V191L35 192L37 194L39 193L40 196H39V198L37 200L38 201L40 200L41 202L43 201L44 204L53 203L55 201V199H57L56 197H58V196H61V197L65 196V198H68V197L70 198L71 197V198H73V200L75 199L74 201L76 203L77 212H78L77 218L75 220L69 221L68 224L66 223L67 226L64 228L63 236H61L59 239H56L54 237L53 238H48L49 241L44 239V240H42L39 243V246H41L40 248H44L48 253L51 254V256L49 257L50 261L48 262V264H57V263L63 262L64 259H66V257L69 254L73 253V249L78 247L77 243L79 242L80 236L82 237L83 234L75 236L74 232L77 231L80 226L82 227V225L87 224L88 221L86 220V215H87V212L90 211V209L91 210L92 209H103L106 213H109L110 211H112L113 213L118 214L120 216V219L126 221V219L130 218L129 215L134 214V212H136L135 210L136 209L138 210V208L141 205H144V203H145V199H141V200L133 203V205L124 208V207H120V206H118L116 204L115 205L114 204H103L104 203L103 202L104 199L102 200L101 199L102 197L100 198L101 200H99V201H95V200L93 201L92 199L90 200V197L88 195L84 194V192L81 191V190H78V192H76V194H73V192H72V195H71V192H67L66 193L63 189H61L59 187H58L59 188L58 190H56V188L54 189L53 187L50 188V187H48L47 180L49 178H52L53 176L52 177L51 176L50 177L47 176L48 178H46V176H45V175H47V172H49V170L47 171L48 165L44 161L46 159V157L43 156V155L39 156V155H34V154H31ZM98 156L99 155L96 154L94 157L96 158ZM242 156L249 157L250 158L249 161H246V158L243 159ZM91 157L93 158L92 155H91ZM126 157H127V163H129V165H131L132 167L137 168L139 166V164L141 163L140 162V158L134 157V158H136L135 160H134V158L131 159V157H133V154L131 153V151L129 153V150L127 151ZM22 161H23V163H22ZM61 161H66V158L64 159L62 157ZM41 162H42V164H41ZM116 163H117L116 161L115 162H107L106 161L105 165H106L107 173L113 175V177H116V180H117L118 177H119V176L117 177V174H119L117 168L120 166V164L119 163L116 164ZM122 163L125 164L126 162L124 161ZM228 164H229V166H227V168H224L225 165H228ZM198 168H199V170H200V168L202 169V170H200L199 175L196 174V170H198ZM230 169H234L233 172H235L236 174L234 175V173H229ZM40 170L42 171V173H41ZM30 173H31V175H30ZM33 173L34 174L36 173L35 177H34ZM134 173H135L134 176L136 178H140L141 177V176H139L138 171L135 170ZM190 173H191V175H190ZM54 176H59V174L58 175H54ZM196 176H194V177L197 179L198 177H196ZM241 176H245L247 179H244ZM53 179H56V178L53 177ZM111 182L112 183L115 182V178L112 179ZM250 182L252 183V189L256 193L255 196L250 195ZM112 183L106 181V184L108 185L109 189L112 188ZM39 184H41L43 186V188H39L38 187ZM211 187L212 186L208 183V185L204 186V189H205V191L207 193L210 194L211 193L210 192L211 191L210 190ZM111 191L107 192V193H104V194H106L104 196L112 197L113 192H111ZM111 193H112V195H111ZM49 194H51V195L48 196ZM53 194H55L57 196H54V199L52 200ZM83 194H84V196H82ZM85 196H87V197H85ZM109 197H108V199H109ZM256 198L262 199L263 206H261L260 209H258L259 206H258L257 200H255ZM177 203L180 204L181 202L177 201ZM218 204H220V203H218ZM226 205H227L226 203H222V204H220L218 206H222V207L225 208ZM9 209H11V208H9ZM140 210H141V212H143L144 208L140 209ZM152 211H153V214H155L157 212V209L154 208ZM210 212L214 213V215H216L217 218H221L222 219V217H223V219L226 220L225 221L226 222V227H225L226 229L225 228L222 229V227L216 226L214 221H212V222L209 221L208 216H209ZM205 214H206V216H205ZM26 220L28 222L32 223V216H26L25 220L23 219L21 221H18L16 219L15 220L16 222L14 221L12 223H9V229H8L9 232L10 233H18L19 231H23V232L25 231V233H27V232L31 231L32 230V226H30V225L28 226V225H26L24 223H21V222L26 221ZM54 220L56 222H58L60 220V218H58V216H54L52 221L55 222ZM132 229L135 230L136 227L132 226ZM221 230H223V231H221ZM5 231L6 230H2L0 228V242L5 241V238H4L5 235H3V234H5ZM112 231L113 230H108V233L112 234L113 233ZM51 235L49 237H51ZM179 235H180V233H179ZM255 235L257 236V238L255 237ZM116 236L117 235L115 234L114 237H116ZM77 237L79 239H77ZM2 239H4V240H2ZM68 240H70V242H71V244L73 246L72 249H69V252L67 254H65L63 258L54 259L56 253L61 248H64L65 242L68 241ZM18 241H11L9 243V246H11L10 244H12L11 247H14L15 246L14 244L17 243ZM13 242H15V243H13ZM97 243L92 246V251L93 252L94 251H101V249H103L104 251L110 253V255H111L110 256V260L107 262V264H125L127 262H132V261H136V260L142 262V264H162L163 262L165 264H167L169 259H170V254H172V251H176L178 253V256H181V257L183 256V254L179 251V248L177 246L178 245L177 241H171L165 247L166 256H165L164 253L159 252L158 254H148L147 258L145 256L146 254L144 253V251L141 248H131L129 245H127V246H124V247L121 246V247L116 248L114 250H110L109 245H106L105 243L102 244V243H100L99 240H97ZM183 243H185V242H183ZM189 244H191V241L189 242V240H188L186 246L189 247ZM17 247H19V246L17 245ZM35 251H37V248H35L34 250H32L29 253L31 254L32 252H35ZM24 255H25V253H21L20 250H18V251L16 250L14 253H12V255L10 256V259L17 260V258L19 256H24ZM78 256H80V253H78ZM96 256H99V255L96 254ZM216 258H220V257L216 256ZM39 260L42 261L43 259H39ZM219 262H220V264H224L222 258L219 259ZM229 263L232 264V261H230ZM182 264H191V261L188 259V257H183Z\"/></svg>",
  "mask_w": 264,
  "mask_h": 264
}]
</instances>
